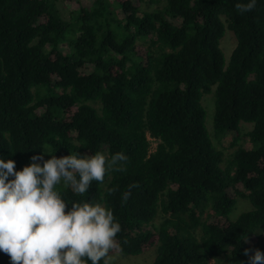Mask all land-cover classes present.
I'll list each match as a JSON object with an SVG mask.
<instances>
[{
  "label": "trees",
  "instance_id": "1",
  "mask_svg": "<svg viewBox=\"0 0 264 264\" xmlns=\"http://www.w3.org/2000/svg\"><path fill=\"white\" fill-rule=\"evenodd\" d=\"M60 1L79 0H0V156L19 170L42 148L125 153L86 193L57 186L68 202L113 211L109 255L155 248L152 264H246L247 237L264 233V0L244 13L237 0H114L116 20L113 0L80 4L69 20ZM225 29L236 41L226 61ZM210 93L226 155L205 126ZM237 199L250 209L231 220Z\"/></svg>",
  "mask_w": 264,
  "mask_h": 264
},
{
  "label": "clouds",
  "instance_id": "2",
  "mask_svg": "<svg viewBox=\"0 0 264 264\" xmlns=\"http://www.w3.org/2000/svg\"><path fill=\"white\" fill-rule=\"evenodd\" d=\"M256 2L237 0L234 6L244 13ZM53 153L42 148L19 170L14 160L0 156V252L8 255L10 264H110L109 253L118 248L116 235L121 231L113 211L91 198L68 202L57 186L86 193L127 155L115 152L106 160L101 152ZM123 195L127 199L129 193ZM243 255L246 264H264L259 248H245Z\"/></svg>",
  "mask_w": 264,
  "mask_h": 264
},
{
  "label": "rangeland",
  "instance_id": "3",
  "mask_svg": "<svg viewBox=\"0 0 264 264\" xmlns=\"http://www.w3.org/2000/svg\"><path fill=\"white\" fill-rule=\"evenodd\" d=\"M92 0H79L78 2L73 1V2H64V1H60L58 3V9L60 10V12L62 13L63 17L66 20H69V14H72V12L76 11L79 8V5H89V3H91ZM110 2L112 0H109ZM110 7H111V11H110V15L112 17L113 20L116 19H120V10L117 7V5L114 3H110ZM152 7H160V4H156L155 6H148L146 4L143 3L142 5V9L145 8H152ZM235 38L234 35L232 34L231 31L225 29L224 33H223V37L220 41V48L222 50L223 56L225 61L228 59L232 49L235 46ZM64 50V48H63ZM201 103L203 105V107L205 108L206 111V118H205V126L207 131L210 133L211 138H212V142L214 144V146L221 150L225 155L229 154L231 152L230 148L228 147L229 145V140L228 138H223L220 141H217L214 137H213V133H212V116H213V111H214V104H213V93H210L208 95H204L202 97ZM239 127L241 129V133L244 135L247 131L250 130V128H252V126L250 124H246L241 122L239 124ZM150 142V148L153 149L155 146L154 140L153 139H149ZM247 139L242 137V140L240 143L246 145L247 144ZM250 209L249 203L246 200H240L237 199L236 205L234 207V209L232 210V212L229 215V218L231 220H234L237 218V216L247 210ZM258 231V232H257ZM256 231V233L254 232L253 234H251L250 236L247 237V242L251 244L252 249L255 248H259L260 250L263 249L264 247V233L260 232L263 231L262 229H258ZM156 254V250L155 248H151L150 250L140 253L138 255H122L119 253H114L111 254V261L110 264H152L154 257ZM221 263L222 264H226V261L224 258H221ZM212 263V262H211Z\"/></svg>",
  "mask_w": 264,
  "mask_h": 264
},
{
  "label": "built area",
  "instance_id": "4",
  "mask_svg": "<svg viewBox=\"0 0 264 264\" xmlns=\"http://www.w3.org/2000/svg\"><path fill=\"white\" fill-rule=\"evenodd\" d=\"M149 139H151V138H150V137H148V140H149ZM153 149H154V148H153ZM153 149H151V148H150L149 150H150V151H152Z\"/></svg>",
  "mask_w": 264,
  "mask_h": 264
}]
</instances>
